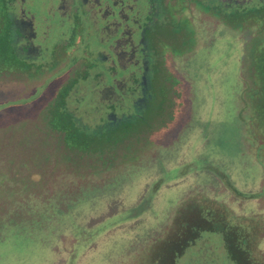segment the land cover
Instances as JSON below:
<instances>
[{
  "label": "rangeland",
  "instance_id": "374dc122",
  "mask_svg": "<svg viewBox=\"0 0 264 264\" xmlns=\"http://www.w3.org/2000/svg\"><path fill=\"white\" fill-rule=\"evenodd\" d=\"M261 1H226L234 9L246 7L250 9L247 12L253 14L241 16L242 11L236 18H221L222 26L219 25L217 31L213 28L206 31L209 20L202 16L175 18L182 28L181 34L175 39L173 48L168 45L169 41L162 45L160 52H163L165 61L175 58L170 55V49L183 52L173 61V70L169 67L171 60L168 61L172 97L180 100L181 97L176 94L183 95L184 88L186 90L183 110L174 111L167 104L168 96H165L166 99L159 96L152 111H156L157 104L165 106L163 110L168 109L162 120L154 121L163 122L161 131L156 132L153 128L152 136L143 139L136 134L126 143L115 144L105 153L97 152L90 157L70 153L68 156L71 159L59 157L60 151L51 143L63 146V141V144L57 142L62 135L49 129L43 121V116H48L43 113L44 107L63 94V88L68 84L65 80L74 74L80 75L83 69V65L77 66V69L69 68L68 58L74 54L78 57L74 47L79 44L87 60L96 49L87 36L85 23L79 29L80 33L77 29L73 31L74 36L65 42V46L54 49L48 46L50 37L47 43L42 42L46 30L55 39L58 36L59 40L67 33L66 36H71L69 28L61 27L57 18H35L36 33L40 32L37 44H43L42 54L45 53L38 62H32L26 56L18 59L10 51V48L13 49L14 27L10 25L0 33V133L2 130L3 133L14 131L19 140L13 141V145L21 152L28 150L32 154L29 158L31 164L24 168L43 166L55 170L52 173L55 180L48 175L50 182L46 186L63 199L75 200V204L64 211L68 212L64 216L65 230L60 235V243L54 245L63 244L67 251L59 246L51 249L49 246L53 242L37 241L28 226L23 228L24 232L15 222L17 227H7L4 238L0 233V264H154L156 245L165 238L168 240L176 215L186 211L182 209L183 205L199 197V194L224 203L233 219L257 217L264 213V134L260 135L264 128L260 113L264 111H259L264 107L263 99L252 98L254 92L251 91L245 96L243 87L247 81L239 71L240 64L245 63L242 58L245 54L233 39L236 35L224 27H235L239 19H242L244 27L250 20H264V9L255 11ZM6 6L9 5L5 0H0V11ZM42 19L47 24L45 32ZM122 34L119 33V36L123 37ZM180 38L185 39L181 41ZM124 41L125 38L122 44ZM232 41L236 43L234 47L230 45ZM46 46L50 48L49 52L45 50ZM252 50L254 59L264 61V41L262 44L256 42ZM247 56L250 60L246 58V64H249L253 57L250 53ZM100 79L106 80L103 82L106 85L113 83L109 81V76ZM156 81V87L160 89L162 77ZM74 95L80 96V89ZM172 110L176 115L174 119H171ZM251 110L254 111L253 125L249 115ZM254 127L260 130L259 135ZM93 129L88 131L111 138L123 127L106 124ZM37 135L44 136L48 141L40 142ZM0 140V148L7 150L1 134ZM102 143L96 144L98 150L103 151L106 147V143ZM19 167L16 180L13 184L9 182V188L15 191L12 199H21L30 186L27 184L33 181L31 175L23 171V165ZM227 182L244 197L236 196L227 187ZM154 185L158 186V191L154 197H147L151 191L149 187ZM200 238L208 243L203 253L198 252L199 246L195 250H191L193 246L189 247L177 264H233L222 234L204 230ZM78 242L83 254L74 259L71 258V251Z\"/></svg>",
  "mask_w": 264,
  "mask_h": 264
},
{
  "label": "flooded vegetation",
  "instance_id": "af4514ba",
  "mask_svg": "<svg viewBox=\"0 0 264 264\" xmlns=\"http://www.w3.org/2000/svg\"><path fill=\"white\" fill-rule=\"evenodd\" d=\"M226 1L228 0H5V3L9 6H6L5 9L1 7L0 33L5 32L6 28H10V25L14 27L12 28L13 49H11L14 56L18 59H20V56H26L32 62H38L45 53L42 54L44 52L43 44H37L40 32L36 33L35 18H57L61 27L65 28L67 26L69 28L68 31L71 36H66L68 34L66 31V39L62 36L59 40L64 39L60 42L57 40L58 36L55 39L46 30L45 39L42 38V42L47 43L50 37V45L48 46H53L54 49L62 45L65 46V42L72 38V35L74 36L73 31L77 29V32H79V29L84 27L83 24L85 23L88 31L87 36L89 35L88 37L92 39L93 48L96 49L91 53V58L87 60L88 57L81 53L79 44L74 47L78 57L74 54L73 57L68 58L69 68L73 69L74 67V69H77V66L83 65V69L80 75L74 74L65 80V82L68 81V84L63 88V94L44 107L43 113L45 112L48 116H43V121L49 129L63 133L65 139L74 134L80 136L81 139L86 138L83 135H92L94 132L88 131L90 128H100L106 124L122 125L123 130L119 129L118 133L110 139L120 137L126 143L136 134L139 137L142 136L140 139H143L152 136L154 133L153 128L156 132L162 130L163 122L154 123V121L155 119L162 120L168 109L163 110L165 106L157 104L156 111H152L159 96L165 98L167 95L169 98L167 104L174 111L176 109L183 110L186 91L183 95L181 93L176 94L181 97L180 100H177L176 96L172 97L168 82L170 79V71H168L170 58L165 61L163 52H160L162 45L168 44L169 41L168 45L173 48L174 43H176L175 39L181 34L180 29L182 28H180V24L177 23L178 21L175 18H182L181 16L200 18L202 16L209 20V28L206 26V31L212 28L213 31H217L219 25L222 26L221 18H236L239 16L238 12L242 11L243 15L241 16L253 14V12L248 13L247 10L250 9L246 7L240 10L239 7L234 9ZM39 7L41 8L40 11L37 10ZM261 8L264 9V0L256 5L255 11H259ZM36 10L37 13H34ZM83 11L88 12L89 15L87 13L86 16H82ZM3 18H6V20H3ZM82 18H90V20ZM7 21L9 22L7 23L8 27L5 23ZM41 21L44 22L43 30L45 32L47 24L44 19ZM241 22L242 19L237 20L233 28L227 25L224 27L231 29L232 33L236 35L233 39L237 41L245 54H242L245 63L240 64L241 69L239 70L240 75L246 78L247 81V84L243 87L246 92L245 96L250 91L251 93L254 92L251 97L256 98L258 101L263 99L264 104V61L260 58L257 61L252 56V52H254L252 49L255 47L256 42L262 44L264 41V20H250L247 27H244ZM175 24L177 26L173 30ZM79 33L77 34L79 35ZM119 33H123V37H120ZM166 34L168 37H166ZM124 38L125 41L122 44ZM184 39L180 38L181 41ZM187 40L189 45V38ZM234 43L232 41L230 45L234 47ZM48 46L45 47L47 52L50 49ZM170 50L172 51L170 55L175 58L183 54V52L180 53V51L174 49ZM248 53L253 59H251V63L246 64V58L250 60L247 56ZM175 58L173 59L175 60ZM170 60L169 67L173 70L174 60L172 58ZM163 61L165 62L164 66ZM261 64L262 66H260ZM176 72L177 70L174 69V73ZM102 76H109V81L113 83L111 85L104 84L106 80H101ZM158 77H162L160 89L156 87ZM243 78L241 79L243 80ZM235 79H237V75ZM248 82L251 83L250 86H248ZM78 89H80L81 95L76 97L74 93L78 92ZM174 111L172 110L171 119L176 117ZM245 111H247V108ZM259 111H264V107L260 108ZM253 112L251 110L249 114L252 125L254 123ZM260 114L263 116L262 123H264V112ZM52 123L56 126L54 127ZM254 128L256 134L259 135L260 130L257 127ZM262 134H264V128L260 135ZM251 138L254 139L253 134ZM71 143L77 145L76 141ZM114 147L113 144L110 146V148ZM227 187L236 196L244 197L243 194L231 187V184H228ZM149 188L151 191L147 193V197L148 195L154 197L158 191V186L154 185ZM199 198L206 197L199 194ZM206 199L224 205L227 212V223L230 226L241 225L251 235L253 247L264 258L261 248L264 243V213L257 217L248 216L233 219L234 217L224 203ZM142 202L143 199H141L140 205H142ZM219 234H222L226 248L224 235L223 233ZM206 245H208L207 241L199 238L191 245V247L193 246L191 250H195L194 248L199 246L198 252L203 253ZM228 257L231 260L229 254Z\"/></svg>",
  "mask_w": 264,
  "mask_h": 264
},
{
  "label": "trees",
  "instance_id": "16d2710c",
  "mask_svg": "<svg viewBox=\"0 0 264 264\" xmlns=\"http://www.w3.org/2000/svg\"><path fill=\"white\" fill-rule=\"evenodd\" d=\"M184 91H186L185 88ZM52 125L56 126L54 123ZM55 132L63 134L58 130ZM0 134L2 143L7 149L0 148V233H3L2 237L4 238V231L7 227H17L16 222L22 229L28 226L32 232L31 235L34 236L33 238L36 237L37 241L53 242V245L49 246L51 249L58 247L59 245H54L61 241L60 235L65 230L64 216L68 214L64 211L70 205L75 204L74 198H71L72 200L63 199L60 195L54 194L49 189L50 186H46L50 182V177L55 180L54 175L52 176L55 170L45 169L43 166H37L36 169L24 168L31 164L29 158L32 157V154L28 153V150L21 152L15 144L13 145V141L19 140V137H15L14 131L3 133L2 130ZM83 136L86 138L81 139L80 136L74 134L65 139L62 135L59 136L57 142L62 143L63 141L64 145L59 146L60 143H56L54 146L51 143V146L60 151L59 157L71 159L68 153L73 156L81 154V157H90L97 152L105 153L112 144L125 143L124 139L120 137L110 139L95 134ZM37 138L40 142L48 141L44 136L37 135ZM72 141H76L78 146L71 143ZM111 141H113L112 144H110ZM102 142L106 143L103 151L97 149V145L103 144ZM21 165L25 169L23 171L29 173L33 181L27 184L30 186L21 199H12L15 191L11 190L9 186L16 180L15 174ZM182 209H186V211L182 210L176 215L173 232L167 236L168 240L165 238L156 245L157 256L154 264H177L178 259L200 238L204 230L223 233L228 254L234 264H264V258L253 247L251 235L241 225L230 226L227 223V212L224 205L208 201L206 198L194 197L189 203L184 204ZM22 231L25 232V229ZM75 237L77 238V236ZM169 238L171 239L169 240ZM59 247L67 251V247L63 244ZM79 247V242L73 245L71 258L77 259L83 254ZM88 249L86 248V250Z\"/></svg>",
  "mask_w": 264,
  "mask_h": 264
},
{
  "label": "water",
  "instance_id": "95a60500",
  "mask_svg": "<svg viewBox=\"0 0 264 264\" xmlns=\"http://www.w3.org/2000/svg\"><path fill=\"white\" fill-rule=\"evenodd\" d=\"M88 13V12H87ZM86 12H82V16H86V14H87ZM88 15H89V13H88ZM82 19H86V20H90V18H82Z\"/></svg>",
  "mask_w": 264,
  "mask_h": 264
}]
</instances>
